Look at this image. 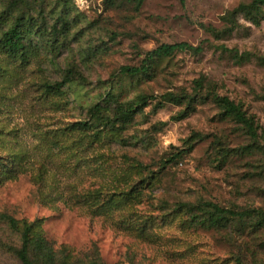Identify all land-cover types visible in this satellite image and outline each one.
I'll use <instances>...</instances> for the list:
<instances>
[{"label": "rangeland", "instance_id": "rangeland-1", "mask_svg": "<svg viewBox=\"0 0 264 264\" xmlns=\"http://www.w3.org/2000/svg\"><path fill=\"white\" fill-rule=\"evenodd\" d=\"M250 1L144 0L136 7L131 0H0V13L31 16L47 30L35 39L36 59L0 87V155L21 156L16 177L0 183V213L42 219L53 246L66 245L84 258L96 249L104 264H264V226L245 220L220 229L193 227L179 210L181 203L211 201L264 211V7L259 25L240 13L228 16ZM177 42L202 51L159 59L148 76L120 73L121 66H138L148 50ZM68 67L84 82L65 85L60 96L44 95L40 83L60 80ZM200 77L254 117L256 141L207 98L182 119L174 117L184 106L153 110L156 100L150 101L121 141L86 150L89 166H106L98 173L81 163L74 167L76 159L49 142L66 122L87 119L109 92L122 101L190 93ZM195 133L201 138L185 152V140ZM218 148L228 151L223 161ZM98 154L104 157H93ZM136 182L127 198L116 196ZM98 189L104 196L116 192L101 213L93 210L102 201L83 198ZM76 194L74 203L69 196ZM18 242L0 223V264H19L4 249Z\"/></svg>", "mask_w": 264, "mask_h": 264}, {"label": "trees", "instance_id": "trees-1", "mask_svg": "<svg viewBox=\"0 0 264 264\" xmlns=\"http://www.w3.org/2000/svg\"><path fill=\"white\" fill-rule=\"evenodd\" d=\"M139 7L144 0H131ZM264 0H251L248 3L240 2L233 10L228 13L229 17L236 14H242L246 19L255 25H259L263 19L262 8ZM10 9H6L0 13V87L6 89L5 80L9 73L17 72L28 65L33 59H36L38 50L36 45V37L41 38L47 34L45 26L37 19L31 16L17 15L11 16ZM54 28H52V31ZM210 32L216 33L214 28H207ZM226 29V28H225ZM228 30V28H227ZM231 30L229 28L228 32ZM53 34V33H51ZM192 51L199 53L202 48L192 46L186 42L162 43L152 50L145 52V56L138 66L125 65L120 67L122 75L148 76L153 69L154 64L162 58L171 57L177 52ZM75 80L84 82L82 75L73 67H68L64 76L60 80L49 81L43 80L40 83L44 95L53 94L60 96L63 94V88ZM204 78L200 77L193 82V88L190 93L181 91L165 92L159 97L139 94L136 98L128 101H122L112 92H109L102 101L93 104L88 109L87 119L77 120L74 122H66L61 127L58 138L49 140L50 144L64 152L69 157L76 159L74 167L82 164L88 169L99 172L100 169L105 170V165L100 164L99 169L94 168L88 163V155L86 150L94 151L98 147H108L112 142H119L123 139L122 134L134 121L135 116L143 111V108L150 105V101L156 100L153 110L163 107L166 103H174L184 106V110L174 119H182L195 108L198 101H205L212 98L220 109V114L224 117L231 118L234 122L243 127L250 138L254 141L258 138V126L252 115H248L243 109L240 102H235L224 95H218L211 84L205 86ZM79 82V83H80ZM201 136L197 133L192 134L185 140L186 150L189 151L193 143L199 140ZM51 148V149H52ZM245 149H248L246 147ZM72 150V153H70ZM82 154H81V153ZM221 161L228 155V151L218 148ZM180 152L176 154L178 157ZM102 159L104 154L93 156ZM175 157V156H174ZM21 156L15 152H8L0 155V183L6 178H15L20 170L19 165ZM105 161V160H104ZM138 163V162H137ZM136 165H139L136 164ZM41 175L36 176V183L42 186L44 182L38 181ZM40 186V190L41 187ZM140 186L139 182L132 183L127 190H122L116 194L121 198H127L133 191ZM114 192L111 195L104 196L103 190L98 189L94 192L86 194L83 198L87 202L91 199L102 201L103 203L94 206L95 213L103 212V205L111 203ZM79 194L69 196V200L74 203L79 202ZM76 196V198H74ZM50 195L42 194V198L49 199ZM59 197V196H58ZM61 198V196L59 197ZM48 201V200H46ZM179 210L188 216V221L193 227L204 229H220L227 227L232 221L243 222L250 221L252 226H264V211L245 209L234 210L232 208L223 207L215 202L202 201L197 204L181 203ZM0 223L4 224L12 232H16L19 236L17 245L5 244L4 249L9 252L19 264H104L94 249V254L90 257H81L66 246L55 247L45 236L42 227V219L35 218L28 220L26 218L16 219L6 213H0ZM237 264H241L239 259Z\"/></svg>", "mask_w": 264, "mask_h": 264}]
</instances>
